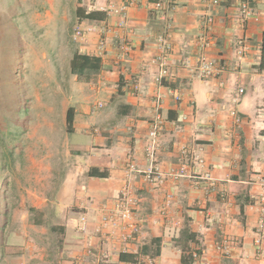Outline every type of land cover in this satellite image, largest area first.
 Instances as JSON below:
<instances>
[{"label": "crops", "instance_id": "1", "mask_svg": "<svg viewBox=\"0 0 264 264\" xmlns=\"http://www.w3.org/2000/svg\"><path fill=\"white\" fill-rule=\"evenodd\" d=\"M79 1L85 14L101 16L78 20L91 26L79 41L78 53L99 60L100 68L78 88L70 105L74 117L65 161L57 159L53 168L58 171L52 201L59 211L53 224L59 229V246L53 258L39 264H141L137 258L146 256L155 264H264V240L260 248L254 244L255 229L264 216V73L257 70L264 0H256L257 16L243 27L236 21L238 0H221L219 7L202 0H176L170 14L169 57L175 82L165 81L160 89L152 78L155 69H142L156 54L153 39L160 22L149 10L157 0H136L127 10L125 28L116 27L120 17L114 12L123 0ZM205 13L214 18L207 57L227 66L222 87L215 78L202 80L179 68L182 51L194 62ZM237 38L247 46L239 68L231 48ZM125 41L131 44L127 56L121 49ZM136 78L138 95L130 89ZM237 88L244 89L235 107L239 122L229 114L230 96ZM156 93L162 95L165 121L156 152L164 177L158 186L137 172L150 165L145 141ZM173 93L179 95L178 102ZM182 151H194L203 159L199 169L211 174L214 190L200 179L167 178L186 159ZM125 189L136 203L133 222L139 228L130 242L122 239L127 232L123 226L103 223ZM48 193L39 192L42 197L34 207L44 209ZM82 216L87 219L84 234L77 230ZM225 242L226 250L219 249Z\"/></svg>", "mask_w": 264, "mask_h": 264}, {"label": "rangeland", "instance_id": "2", "mask_svg": "<svg viewBox=\"0 0 264 264\" xmlns=\"http://www.w3.org/2000/svg\"><path fill=\"white\" fill-rule=\"evenodd\" d=\"M79 3L0 0V264H39L59 246L53 168L65 161L66 114L87 80L71 70ZM43 190L49 201L37 209Z\"/></svg>", "mask_w": 264, "mask_h": 264}, {"label": "built area", "instance_id": "3", "mask_svg": "<svg viewBox=\"0 0 264 264\" xmlns=\"http://www.w3.org/2000/svg\"><path fill=\"white\" fill-rule=\"evenodd\" d=\"M206 5L210 7H219L221 5V0H202ZM136 4V0H123V3L114 12L120 17V21L117 24V28H125L126 25V13L127 10ZM176 5V0H157L152 2L150 6L149 13L151 16L160 22V30L156 33L153 39L154 46L156 48V54L154 56H149L143 64L142 69L144 72L150 71L152 68L155 69V73L152 78L155 81L156 86L160 89L164 86L165 81L175 82V76L170 73L169 57L172 54L171 45V31H172V19L171 12ZM236 21L242 27L246 24L247 20L257 16V6L256 0H238L236 4ZM214 25L213 15L210 13H205L202 16V30L198 35L196 40L197 54L194 62L191 61V56L185 51L180 54L179 68L188 72L189 75L196 76L202 80L216 79L218 80V85L223 86L224 79L223 75L227 72V66L225 64L216 65L211 62L207 57V51L212 45L211 32ZM91 26H83L81 22H77L72 30V39L75 42L81 41L89 31H91ZM110 32V29H102V33ZM104 41L100 40L99 48L102 50ZM231 48L237 59V64L239 68V62L243 59L245 53L247 52V46L243 38H237L231 42ZM122 55L127 56L131 51V44L128 41L121 46ZM236 64V65H237ZM130 89L132 94L138 95L141 90L139 78L131 81ZM172 93V92H171ZM244 95L243 88H237L233 94L230 96V104L232 107L229 109V114L239 122V116L235 107L240 103L242 96ZM173 99L178 102L180 97L177 93L172 94ZM162 95L156 93L153 97V117L149 122V130L147 133L145 141V153L149 159V167L146 171L139 172L145 179L155 185L162 183L164 177L162 176L159 168L157 167L156 152L159 147V137L162 132L164 125V119L161 116V106H162ZM98 108H102L103 104L98 102ZM183 155H187L186 159L178 166L175 171H170L167 178L170 177L172 180L179 179H197V181L203 180L208 183V188L214 190L216 183L211 177L208 170L201 172L199 168L204 166L203 159L196 154V152L191 151L185 153L182 151ZM130 171L134 172L135 169L131 166ZM261 185L264 188V178L261 179ZM136 203L134 200L130 199V194L126 189L121 193L117 199L116 204L113 206L110 216L103 220L104 224L111 227L123 226L127 229V232L122 236L124 242H130L135 240L137 233L139 232L138 226L133 222L135 214ZM77 230L80 233H85L87 231V219L85 216L80 218ZM264 240V216L259 220L257 227L255 229V239L254 244L257 248H260L262 241ZM219 249L226 250V242L221 243L218 246ZM136 263L141 264H155L154 260L148 256L144 258H137Z\"/></svg>", "mask_w": 264, "mask_h": 264}, {"label": "trees", "instance_id": "4", "mask_svg": "<svg viewBox=\"0 0 264 264\" xmlns=\"http://www.w3.org/2000/svg\"><path fill=\"white\" fill-rule=\"evenodd\" d=\"M77 13L79 15V18H85L90 20L101 19V16L98 13L85 14V12L81 8L77 9ZM99 68H100V64H99V60L97 59L89 58L87 56L78 55V54L73 56V60L71 63V70L72 73L74 75H77L78 77H80L82 74H86L87 79H89L91 75L97 74ZM257 70L261 73H264V34H263L262 46H261V57H260L259 65L257 66ZM73 117H74L73 113L71 109H69L65 118L67 125V132L69 134L72 133ZM101 177H104V175ZM120 259L124 260V256L120 255Z\"/></svg>", "mask_w": 264, "mask_h": 264}]
</instances>
